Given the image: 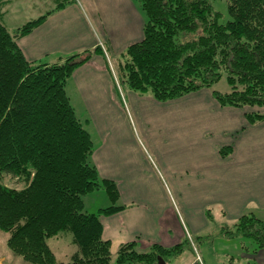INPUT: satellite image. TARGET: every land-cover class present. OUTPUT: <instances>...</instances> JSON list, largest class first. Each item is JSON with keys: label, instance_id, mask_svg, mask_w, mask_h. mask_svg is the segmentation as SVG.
I'll use <instances>...</instances> for the list:
<instances>
[{"label": "trees", "instance_id": "trees-1", "mask_svg": "<svg viewBox=\"0 0 264 264\" xmlns=\"http://www.w3.org/2000/svg\"><path fill=\"white\" fill-rule=\"evenodd\" d=\"M136 1L145 17L144 37L114 56L120 83L162 102L211 88L225 76L230 89L212 91L218 103L258 107L246 118L251 124L264 120V0H226L225 23L213 0ZM75 2L58 0L56 8L10 30L4 17L11 0H0V230L8 234L10 250L29 264H109L111 241L103 236L101 216L126 208L85 209V194L105 189L115 203L120 190L93 164V139L66 90L79 66L105 53L102 45L52 61L29 60L18 43L50 14ZM232 151V145L219 149L223 157ZM5 174L24 187L7 185ZM236 225L252 238L255 253L264 249V219L250 212ZM65 233L77 248L66 262L49 244ZM182 247L153 243L144 250L128 241L120 245L115 263L159 264V257L167 261Z\"/></svg>", "mask_w": 264, "mask_h": 264}, {"label": "crops", "instance_id": "crops-1", "mask_svg": "<svg viewBox=\"0 0 264 264\" xmlns=\"http://www.w3.org/2000/svg\"><path fill=\"white\" fill-rule=\"evenodd\" d=\"M51 1L57 5L58 0ZM144 24L145 17L136 0H76L50 14L18 43L29 60L53 61L85 48H95L101 42L108 56L109 53L117 56L130 44L143 39ZM113 67L105 53H96L75 70L66 85L72 103L68 91L72 83L77 107L72 105L77 116L80 110L83 116L91 118L86 124L92 123L91 130H87L95 145L92 159L100 176L116 181L120 198L124 196L121 205L126 208L101 216L103 236L111 241L112 255L128 241H137L144 248L153 243L167 247L176 242L168 215L147 198L151 192L149 185H144L147 171L139 168L133 150H129L137 143L129 139L133 133L124 101L126 105L132 103L135 113L143 106L146 110L155 109L154 119L173 116L179 121L173 126L170 141L169 137L158 141L165 149L162 161L175 187L184 190L192 187L197 199L211 197L209 203H217L229 219H238L245 212L264 219V120L249 123L246 108L222 107L209 89L162 102L153 96H140L129 88H119ZM221 145H232V153L221 156ZM185 159L188 163L184 164ZM185 171L187 176L192 173L194 176L185 179L176 176ZM214 187L217 193L213 192ZM188 217L192 221L187 226L195 230L200 219L196 215L191 217L190 213ZM175 218L177 225L178 215ZM179 233L186 234L183 226ZM249 255L246 254L247 258L264 264V249ZM1 258L0 264H6Z\"/></svg>", "mask_w": 264, "mask_h": 264}, {"label": "rangeland", "instance_id": "rangeland-1", "mask_svg": "<svg viewBox=\"0 0 264 264\" xmlns=\"http://www.w3.org/2000/svg\"><path fill=\"white\" fill-rule=\"evenodd\" d=\"M213 4L215 9L222 13L221 22L225 23L228 21L230 19V15L228 12L227 1L213 0ZM55 6L56 4H54V1L52 2L51 0H11V4L8 6V12L4 17V23L10 30H14L29 20L41 16L47 10L54 8ZM100 44H103L105 51L108 52L105 44L103 42ZM105 55L114 65L113 73L116 75V82H118L119 88L122 87V89H127V85L120 83L118 80V76H120V74L119 69L115 70L116 66L114 55L109 53L108 56L106 52ZM204 89L225 92L230 89V85L224 76L211 88ZM68 91L72 97V103L77 107L72 83L69 84ZM138 94L140 96H152L150 92ZM124 104L133 133L129 136V139H135L137 143L136 147L133 145L132 148H129V150L130 152L133 150L134 161L139 164V168L142 171H147L148 173V176L144 180L146 181L144 185L148 184L151 192H149L147 198L156 207L160 206L168 215L171 234L173 235V238L176 239V242L171 246L178 243L183 244L182 250L178 254L169 257V259L165 261V264H250L256 262L254 258H247L246 256L247 253L250 254L249 256L255 254L254 251L256 244L252 238L243 236L238 232V226L236 225L238 219H229L225 217L220 211L217 203H209L211 197H203L202 199L199 197L197 199L192 187L186 190L181 187L178 189L174 186L173 180L166 172L164 161H162V158H164L162 154L165 149L158 145V141L169 136L172 137L171 133L175 129L173 126L179 121L170 115V117L165 116L154 119L155 116L153 112L155 109L149 108L146 110L140 105L141 107L137 108L138 111L135 113V108L131 102H129V105L128 103L126 105L124 101ZM244 108L251 112L256 111L258 107L245 106ZM161 115L163 114L161 113ZM78 117L84 123L85 127L91 130L90 127H92V123L90 126L87 125L88 122L91 121V118L83 116L80 110H78ZM87 117L88 120L85 119ZM162 118H164V121H162ZM170 137L168 138L169 141L171 139ZM95 140L97 142L96 144H98L99 140L96 136ZM222 146L223 145H221V147ZM183 162L184 164L188 163L187 159ZM186 166H189V164H186ZM185 168H187L185 170H188V167ZM186 172L188 171L176 174V176H180L183 179L194 176L193 173L187 176ZM121 179L124 180V177ZM4 182L7 185L16 188H22L25 185L20 179L14 177L12 174H5ZM190 182L191 186H193V181ZM125 191L127 193V189H125ZM213 192L217 193L215 187ZM142 198H144V196ZM83 199L85 202V209L91 213L98 212L100 208L124 202V196H122L114 203L105 189H98L93 192H89L83 196ZM136 204L137 203L134 202L133 206ZM189 213L191 217L196 215L200 219L198 224L199 226L195 228V230L192 227L187 226L191 225L192 221V219L188 217ZM248 213L250 212H245L244 214ZM175 214L178 215L179 219V223L177 225L174 221V219L176 220ZM182 226L186 230V234L179 233ZM6 238L8 239V234L0 230V254L3 255L0 256V258L3 257V259L1 258L2 261L6 264H29L24 261L22 257L16 256L10 250L8 245H6ZM49 244L56 252L58 259L64 262L68 261L77 249L76 245L72 242V236L68 233L63 234L62 236L50 238ZM140 248L144 250L147 249L141 246V244ZM8 250L15 256L11 252H9V255ZM4 253H7V255ZM109 264H116L115 255H112V259Z\"/></svg>", "mask_w": 264, "mask_h": 264}, {"label": "water", "instance_id": "water-1", "mask_svg": "<svg viewBox=\"0 0 264 264\" xmlns=\"http://www.w3.org/2000/svg\"><path fill=\"white\" fill-rule=\"evenodd\" d=\"M159 264H165V260L162 257H159Z\"/></svg>", "mask_w": 264, "mask_h": 264}, {"label": "built area", "instance_id": "built-area-1", "mask_svg": "<svg viewBox=\"0 0 264 264\" xmlns=\"http://www.w3.org/2000/svg\"><path fill=\"white\" fill-rule=\"evenodd\" d=\"M101 45H102V47L105 49L104 45H103V44H101Z\"/></svg>", "mask_w": 264, "mask_h": 264}]
</instances>
